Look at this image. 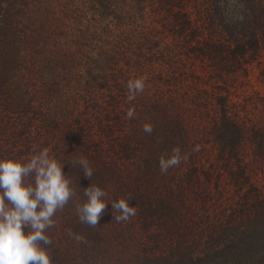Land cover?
Instances as JSON below:
<instances>
[{"label": "trees", "instance_id": "16d2710c", "mask_svg": "<svg viewBox=\"0 0 264 264\" xmlns=\"http://www.w3.org/2000/svg\"><path fill=\"white\" fill-rule=\"evenodd\" d=\"M58 1L0 0V159L48 149L79 202L92 183L108 193L97 228L79 222L75 198L57 212L54 264H258L264 249L241 239L264 229L249 176L264 169V108L243 116L225 85L264 47V0H86L92 17L65 23V38ZM145 75L129 103L127 82ZM175 147L189 159L162 174ZM81 156L91 180L69 162ZM126 197L137 214L116 223L111 202ZM230 244L240 259L256 252L219 260Z\"/></svg>", "mask_w": 264, "mask_h": 264}, {"label": "clouds", "instance_id": "9594fccd", "mask_svg": "<svg viewBox=\"0 0 264 264\" xmlns=\"http://www.w3.org/2000/svg\"><path fill=\"white\" fill-rule=\"evenodd\" d=\"M147 76L130 79L127 82V101L131 103L146 88ZM135 110L127 111L126 119L135 118ZM142 131L151 135L154 126L144 123ZM199 145L191 152H199ZM190 153L182 152L180 147L172 149L171 154L164 153L159 158L162 174L171 168L187 162ZM73 168L83 171L85 178L92 179L93 168L86 157L69 161ZM64 163L53 158L48 149L34 154L29 160L23 158L0 159V264H54L50 246L52 240L47 235L49 229L56 226L54 218L63 211L74 198L75 211L79 222L91 228H97L104 215L108 193L92 183L83 189L86 198L79 202L73 181L65 175ZM130 197L111 202L114 222L123 223L136 216L137 208L130 205ZM70 238L77 244H87L85 236L72 233Z\"/></svg>", "mask_w": 264, "mask_h": 264}, {"label": "rangeland", "instance_id": "374dc122", "mask_svg": "<svg viewBox=\"0 0 264 264\" xmlns=\"http://www.w3.org/2000/svg\"><path fill=\"white\" fill-rule=\"evenodd\" d=\"M84 2H86V0H75L73 3L70 2L72 4H68L67 0H61L60 2L58 1L54 8H52V12L54 13L52 19L56 25L55 28H60L62 38H65V23L71 20L74 21L75 17L79 18L84 13L87 15V19L92 17L91 12H88L87 8H84L83 10L79 9L84 6ZM62 6H66V11L62 8ZM196 71L198 72V69H196ZM200 72H203V70L200 69ZM227 87L232 93V102L238 104L242 112L246 111L245 113H242L243 116L248 112L251 114V118H253L254 114L257 113V110L264 108L261 101V98L264 97V47L260 51L256 60L246 62L243 68L231 76L229 83L225 85V88ZM254 121L256 122L260 120ZM249 174L250 181L260 190L263 189L264 191V169L260 168L256 172H249ZM224 180L225 178H222L220 181L221 187ZM241 241L242 247L250 245L251 248L253 247L254 249H257L256 246H260L262 248L258 250L262 251L264 249V229L258 230L254 236L250 235L244 237ZM248 246L246 251L243 253L247 255V258H250V256H254L256 251H250ZM235 248H237L235 245L230 244L228 254L217 258L227 263H237L238 260H241L242 263H246L244 261H247L248 259H240L238 255H240L241 252H237ZM241 249L242 248H240V250ZM259 254L262 258L260 261H257V263L264 264V253L260 252Z\"/></svg>", "mask_w": 264, "mask_h": 264}]
</instances>
